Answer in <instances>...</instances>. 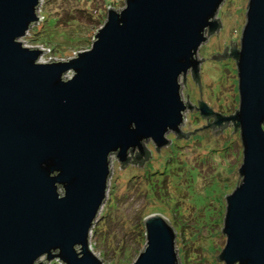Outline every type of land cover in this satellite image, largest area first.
Instances as JSON below:
<instances>
[{
  "label": "water",
  "instance_id": "obj_1",
  "mask_svg": "<svg viewBox=\"0 0 264 264\" xmlns=\"http://www.w3.org/2000/svg\"><path fill=\"white\" fill-rule=\"evenodd\" d=\"M41 1L0 0V264H47L44 256L104 264L91 236L108 193L110 157L116 153L124 167L134 151L143 160L148 141L159 150L170 132L194 133L181 130L195 105L180 80L192 71L200 87L198 51L220 29L225 0L109 6L90 49L52 62H40L45 49L20 40L40 20ZM231 44V53L226 46L212 58L237 60L240 109L225 116L199 101L203 127L218 133L233 121L244 147L217 258L264 264V0H249L241 47ZM144 224L146 246L132 264H179L170 221L151 214Z\"/></svg>",
  "mask_w": 264,
  "mask_h": 264
},
{
  "label": "rangeland",
  "instance_id": "obj_2",
  "mask_svg": "<svg viewBox=\"0 0 264 264\" xmlns=\"http://www.w3.org/2000/svg\"><path fill=\"white\" fill-rule=\"evenodd\" d=\"M126 0H42L40 20L20 40L28 47L43 50L40 62L68 60L77 51L93 45V36L105 23L108 7H125ZM249 0H225L217 19L221 27L198 51L203 60L198 80L189 71L181 78L186 102L195 106L186 111L183 132L168 134L170 144L157 149L146 142L150 159L142 165L122 162L112 154L107 197L92 231L91 246L104 264H132L146 246L144 219L151 214L165 216L176 230L179 264H226L217 256L227 243L222 230L227 208L226 195L242 181L238 170L244 158L241 129L233 121L213 132L199 101L225 116L240 109L238 63L233 56L215 59L231 40L241 47ZM70 75V74H69ZM201 89V90H200ZM215 117H208L213 122ZM202 127V128H199ZM198 128L197 130H194ZM235 130V131H234ZM138 151V150H137ZM139 152V151H138ZM136 151L133 152L135 156ZM132 153L130 152L129 156ZM63 264L59 259L41 261Z\"/></svg>",
  "mask_w": 264,
  "mask_h": 264
},
{
  "label": "trees",
  "instance_id": "obj_3",
  "mask_svg": "<svg viewBox=\"0 0 264 264\" xmlns=\"http://www.w3.org/2000/svg\"><path fill=\"white\" fill-rule=\"evenodd\" d=\"M146 152H147L146 156L143 157V160H141V161H137L136 157H132L133 162L134 163H138V164H144L145 162H147L150 159V157H151V151L146 149ZM128 163H124V165H127Z\"/></svg>",
  "mask_w": 264,
  "mask_h": 264
}]
</instances>
